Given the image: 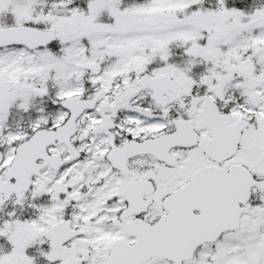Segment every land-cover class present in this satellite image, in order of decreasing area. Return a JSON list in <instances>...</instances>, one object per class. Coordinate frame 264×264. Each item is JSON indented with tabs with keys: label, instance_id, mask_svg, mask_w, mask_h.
<instances>
[{
	"label": "snow or ice",
	"instance_id": "obj_1",
	"mask_svg": "<svg viewBox=\"0 0 264 264\" xmlns=\"http://www.w3.org/2000/svg\"><path fill=\"white\" fill-rule=\"evenodd\" d=\"M0 264H264V0H0Z\"/></svg>",
	"mask_w": 264,
	"mask_h": 264
}]
</instances>
